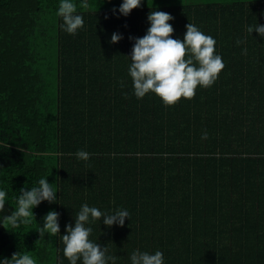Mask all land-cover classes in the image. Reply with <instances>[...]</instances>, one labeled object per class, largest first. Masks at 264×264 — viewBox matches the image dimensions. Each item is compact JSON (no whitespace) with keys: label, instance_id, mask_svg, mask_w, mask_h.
I'll return each mask as SVG.
<instances>
[{"label":"trees","instance_id":"trees-1","mask_svg":"<svg viewBox=\"0 0 264 264\" xmlns=\"http://www.w3.org/2000/svg\"><path fill=\"white\" fill-rule=\"evenodd\" d=\"M121 3L77 0L85 24L69 34L59 0H0V216L41 177L59 190L30 223L0 224V258L70 264L62 235L88 203L131 213L122 227L91 224L115 264L136 249L161 250L165 264H264V38L246 30L264 24V0H142L117 17ZM158 9L174 16V37L190 22L212 35L225 62L212 86L170 106L138 99L128 72L129 37L145 35ZM113 32L123 39L111 43ZM79 149L93 155L77 159ZM50 210L61 235L41 237Z\"/></svg>","mask_w":264,"mask_h":264},{"label":"clouds","instance_id":"clouds-1","mask_svg":"<svg viewBox=\"0 0 264 264\" xmlns=\"http://www.w3.org/2000/svg\"><path fill=\"white\" fill-rule=\"evenodd\" d=\"M82 7H88V0H79ZM142 0H122L118 7H113L112 13L117 17L128 16L132 10L141 6ZM57 16L62 19L60 27L69 34H76L84 27L83 16L77 10V0H59ZM149 27L142 37H129L134 40L128 68L132 78L133 91L140 99L146 94L155 93L165 105H175L181 98L191 99L199 87L212 86L225 68L222 55L216 50V39L202 31L196 24L190 22L183 38L174 37V20L171 13L156 10L147 17ZM248 33L256 31L264 38V24L257 23L247 27ZM123 34L113 32L111 43H118ZM237 40V44L242 43ZM247 53V49H243ZM187 57V58H185ZM206 137V134H205ZM77 159L87 161L93 154L77 150ZM58 185L50 183L48 176L41 177L38 185L21 188L15 199V208L8 214L0 216V224L5 222L13 227L28 224L34 214V209L42 202H57ZM9 193L0 186V213L5 212ZM61 213L50 210L43 217V222L36 229L40 236L61 235ZM36 218V217H35ZM74 224L65 226L64 256L70 264H115L117 257L110 255L108 247L90 239L93 232L92 222L101 219L103 224L111 228L114 225L124 226L126 218L131 219V213L126 208L102 210L96 206L83 203L73 215ZM131 264H165V256L161 250L154 253L136 249L130 255ZM0 264H37V260L28 252L17 251L9 257L0 258ZM62 264V262H61Z\"/></svg>","mask_w":264,"mask_h":264}]
</instances>
